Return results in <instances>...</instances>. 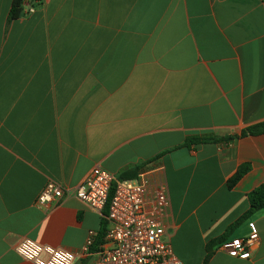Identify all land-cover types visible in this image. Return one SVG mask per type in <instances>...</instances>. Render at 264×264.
Returning <instances> with one entry per match:
<instances>
[{
	"label": "crops",
	"instance_id": "0c3cea01",
	"mask_svg": "<svg viewBox=\"0 0 264 264\" xmlns=\"http://www.w3.org/2000/svg\"><path fill=\"white\" fill-rule=\"evenodd\" d=\"M11 1L0 0V264H32L14 251L24 238L94 264L106 209L74 191L96 166L154 170L173 255L203 264L264 182V132L241 137L264 124V0H26L9 21ZM204 136L231 139L180 148ZM49 181L65 194L40 208ZM251 233L250 258L217 245L206 264H264V211L225 241Z\"/></svg>",
	"mask_w": 264,
	"mask_h": 264
},
{
	"label": "built area",
	"instance_id": "2783aa9c",
	"mask_svg": "<svg viewBox=\"0 0 264 264\" xmlns=\"http://www.w3.org/2000/svg\"><path fill=\"white\" fill-rule=\"evenodd\" d=\"M28 12H33L29 9ZM154 170H145L135 179L120 180L96 166L91 169L74 191V197L89 208L106 209L107 228L94 264H182L173 255L165 228L170 216V202L165 184L153 179ZM65 189L55 182H47L36 198L40 208L56 204ZM93 243L90 234L84 253ZM260 243L257 233L245 238L225 241L217 246L230 256L248 259ZM32 264H74L75 255L21 239L14 250Z\"/></svg>",
	"mask_w": 264,
	"mask_h": 264
},
{
	"label": "trees",
	"instance_id": "16d2710c",
	"mask_svg": "<svg viewBox=\"0 0 264 264\" xmlns=\"http://www.w3.org/2000/svg\"><path fill=\"white\" fill-rule=\"evenodd\" d=\"M26 0H12L11 1V7L8 16V20H16L20 17L22 14L21 11H23V4ZM32 3H40L41 0H28ZM264 132V124L256 125L254 127H251L247 129L246 131L241 133V137H244L246 135H256ZM231 138H225V139H216L212 136H204V137H190L185 140V142L180 146V148H186L189 149L191 146H195L198 144H205V143H215L219 141H228ZM139 167H131L128 169H125L120 175L117 177V179L120 180H131L136 178V173H138ZM245 170L240 169L238 173L234 175V177L229 181V186H233L244 174ZM247 200L249 204V209L242 214L234 223H232L227 230L224 232V234L219 237L218 239H215L211 241L206 246V256L204 259L203 264H206L208 261V258H210V255H212V248L225 242L227 236H229L240 224H242L246 219H248L254 212L256 211H264V182L260 184L258 187L253 189L250 193L247 195ZM104 215L106 216V210L104 211ZM106 223V222H105ZM102 226V230L98 233L97 237V243L96 247L98 250V247L103 243L105 232H106V225Z\"/></svg>",
	"mask_w": 264,
	"mask_h": 264
},
{
	"label": "rangeland",
	"instance_id": "374dc122",
	"mask_svg": "<svg viewBox=\"0 0 264 264\" xmlns=\"http://www.w3.org/2000/svg\"><path fill=\"white\" fill-rule=\"evenodd\" d=\"M175 248V242L173 241L172 242V249H174Z\"/></svg>",
	"mask_w": 264,
	"mask_h": 264
}]
</instances>
